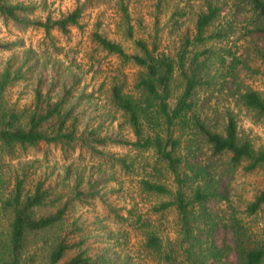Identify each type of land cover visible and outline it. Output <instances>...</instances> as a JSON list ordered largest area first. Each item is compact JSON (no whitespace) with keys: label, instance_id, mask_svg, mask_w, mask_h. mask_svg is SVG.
I'll use <instances>...</instances> for the list:
<instances>
[{"label":"trees","instance_id":"obj_1","mask_svg":"<svg viewBox=\"0 0 264 264\" xmlns=\"http://www.w3.org/2000/svg\"><path fill=\"white\" fill-rule=\"evenodd\" d=\"M89 1L99 0H86ZM120 1L121 12L128 22L127 7L123 0ZM239 1L249 5L255 15L251 30L256 35H264V0ZM35 10L36 4L31 0H0V23L21 32L29 28L40 30L49 44H52V32L66 36L70 28L80 27L82 5L57 18L47 15L38 19ZM220 11V6L207 0L205 10L196 16L192 41L184 39L174 56L158 53L155 46L148 48L140 40H133L135 53L126 54L120 45L99 33L90 34V41L98 50L116 56L124 65L131 64L139 69L130 92L125 91L121 82L112 83L109 90V104L122 115L131 138L118 131L101 135L95 128L87 126L79 132L77 114L71 103L72 86L62 84L60 92L56 91L57 75L52 74L44 92L43 68L37 73L39 78L35 80L31 104L19 110L8 106L4 100L6 89L27 80V74L34 73L37 64L27 65L29 51L23 53V61L16 67H13L12 59L6 62L0 70V161L12 160L17 151L24 154L46 145L59 147L65 156L76 149L84 150L99 162V166L91 175L94 178L84 180L83 176L77 175L70 196L64 199L61 195H52L51 188L46 185L47 178L38 177L27 188L25 183L29 174L27 169L21 168V174L15 175L11 188L0 198V264H102L103 257L92 259L88 255L87 247L83 248L84 239H71L74 234L80 235L83 229L79 221L67 222L75 207L89 201H99L113 215L115 224L141 230L144 247L161 255L162 241L150 229L147 216L135 215L131 209L125 210L126 217L122 216L107 202V196L114 193L105 188V183L112 179L108 171L112 174L122 171L124 175L134 176L132 173L139 170L142 175L139 174L141 177L135 182L137 192L156 200L150 207L154 215L162 216L171 210L176 212L185 242L192 239V223L198 222L194 220V207L200 206L204 212L201 215L205 217L206 204L216 194L210 184L211 178L200 166L201 147L208 148L212 156L228 154L230 163L234 167L242 166L244 172H264V150H255L248 139L239 137L234 116L227 111L223 113L219 132L210 117L202 118L196 112V92L210 86L203 78L210 50L196 53L188 46L194 48L224 36L221 31L207 32ZM125 35L132 39L129 26L125 28ZM17 46L16 41L0 42V51H10ZM254 52L264 74V49L256 48ZM217 53L225 64L229 59L230 74L238 76L237 69L245 65L244 61L237 62L227 50L220 49ZM254 73L259 72L255 70ZM236 99L241 107L264 118V90L237 91ZM110 147L122 149L126 154L112 152ZM136 158H139L137 163ZM263 208L264 188L245 205V214L252 217ZM232 238V245L224 242L226 246L221 248L205 245L206 254L201 242L191 244L187 249V264H207L209 261L215 264H264V221L259 235L235 226ZM35 243L43 245L29 251ZM163 257L167 263L174 260L169 254Z\"/></svg>","mask_w":264,"mask_h":264},{"label":"rangeland","instance_id":"obj_2","mask_svg":"<svg viewBox=\"0 0 264 264\" xmlns=\"http://www.w3.org/2000/svg\"><path fill=\"white\" fill-rule=\"evenodd\" d=\"M31 1L36 4L34 15L38 19L47 15L57 18L72 11L77 5H82L80 27L70 28L66 36L52 32V44H49L40 30L29 28L21 32L11 26L3 27L0 23V42H18V46L12 50L0 51V70L9 59H12L13 67L20 65L25 51L30 52L27 65L34 62L37 64L35 72L27 74V80L14 83L6 89V104L16 110L30 105L35 80L39 78L37 73L43 68L44 92L52 74L57 75L56 91L60 92L62 84L72 86L71 103L77 114L79 132L87 126L95 128L101 135L118 131L124 137L131 138L122 115L109 104V90L112 83L121 82L125 91L130 92L139 69L131 64L124 65L116 56L98 50L91 43L90 34L99 33L120 45L126 54L135 53L133 40H140L148 48L155 46L158 53L174 56L180 50L182 41L184 44V39L192 41L196 16L205 10L207 0H123L122 3L127 7L128 22L121 12L120 0ZM210 1L220 6L221 11L207 32L213 34L221 31L224 36L207 40L194 48L188 46L191 52L196 53L210 50L203 75L210 86L196 92V112L202 118L210 117V122L219 132L222 128V115L229 112L234 116L239 137L248 139L255 150H264V118L241 107L236 99L237 91L264 90L263 69L254 52L256 48L264 49V35H256L251 30L255 15L249 5L239 0ZM126 26L132 31V39L125 35ZM220 49L227 50L237 62L244 61L245 65L237 69L238 76L230 74L227 66L229 59L226 64L220 59L217 53ZM201 59L204 60V57ZM255 70L259 73L255 74ZM110 149L120 155L126 154L116 147ZM17 152L12 160L5 158L0 161V198L7 194L15 175L21 174V168L27 169L29 174L25 183L27 188L38 177L47 178L46 185L51 188L52 195H61L64 199L70 196L77 175L83 176L84 180L94 178L91 175L99 166V162L84 150L76 149L65 156L59 147L40 145L38 149L28 150L24 154ZM141 155L147 156L144 153ZM199 160L200 166L205 168L211 178L210 184L216 194L206 204L205 217L202 216L204 212L200 206L194 207V220L198 222L192 223V239L189 242L183 241L175 211L171 210L162 216L154 215L150 207L156 200L137 192L135 182L142 175L137 169L136 173H132L136 176L124 175L122 171L113 174L108 171L112 179L105 183V188L114 193L107 196V202L118 209L122 216H127V209L143 218L147 216L151 222L150 229L162 241L163 253L159 255L147 250L142 231L115 224L113 215L99 201L78 205L70 212L67 222L77 220L83 228L80 235L74 234L71 239H84L83 248L87 247L88 255L92 259L103 257L102 264H187V249L191 244L201 242L204 254L205 245L210 248H221L224 242L232 245L235 226L259 235L264 221V208L257 215L249 217L245 214V205L257 191L264 188V172H244L242 166L234 167L230 163L228 154L212 156L206 147H201ZM138 161L139 158H136V163ZM42 245L32 244L29 251ZM164 254H169L174 260L171 263L165 262ZM207 264L215 263L209 261Z\"/></svg>","mask_w":264,"mask_h":264}]
</instances>
